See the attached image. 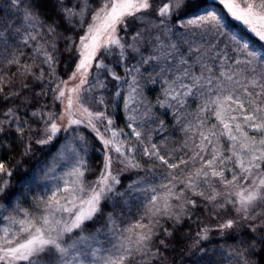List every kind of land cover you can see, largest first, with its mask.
<instances>
[{
    "label": "snow or ice",
    "instance_id": "1",
    "mask_svg": "<svg viewBox=\"0 0 264 264\" xmlns=\"http://www.w3.org/2000/svg\"><path fill=\"white\" fill-rule=\"evenodd\" d=\"M219 2L229 15L264 40V0ZM183 7L185 0L164 3L157 10L158 23L148 20L152 0H7L6 7L0 9V73L5 68L16 70L15 79L0 74V149L10 147L7 142L14 139L23 143L24 154L34 144H51L61 132L56 121L67 119L63 131L73 126L90 130L99 144L98 148L92 145V150L100 157L96 179L87 181L92 169L89 141L82 135L75 137L80 148L64 186L39 201L36 214L18 209L22 219L5 217L19 225V230L3 229L0 264H151L146 258H162L160 249L167 250L165 241L174 236L160 224L159 217H167L174 227L182 226L200 210L231 217L218 227L232 230L229 238L237 241L236 264H264V55L249 50L226 32L223 17L216 12L187 19L177 16L172 25L171 18ZM173 27L179 31L173 32ZM146 43L148 48L142 51ZM29 54L32 63H22ZM170 59L176 64L169 65ZM146 65L159 67L160 76L173 69L180 71L172 84L190 78L192 83H180L184 92L172 99L183 106L186 101L178 98L193 96L195 88L206 97L199 113L214 116L219 133L215 124L201 131L200 143L191 151H185L186 145L170 150L164 141L153 142L128 103L138 94L141 80L156 83L143 76L141 69ZM195 65L200 66L199 76L191 71ZM61 66L67 79L57 73ZM116 68H122L124 75ZM76 80L78 84L68 87ZM110 83L114 90L109 89ZM121 84H128L127 98ZM106 92L111 100H106ZM48 98L51 107L45 102ZM121 99L130 113L127 132L118 128L115 120V106ZM57 102L62 106L59 114L54 111ZM89 103L96 110H91ZM234 112L242 114L243 126ZM205 123L202 120L199 127L204 128ZM33 124H39L40 130ZM159 126L163 128V121ZM249 131L255 135L250 136ZM37 135L41 138L35 139ZM220 136L230 142L227 153L221 150ZM142 160L150 165L146 171L159 169L161 179L168 181L159 185L166 194L161 198L156 188L144 190L152 193L150 207L136 224L121 230L105 209L114 197H123L118 191L123 173L145 170ZM190 163H199V167L178 179L174 172ZM114 164L118 165L115 171ZM11 175L0 160V198L13 195L6 179ZM138 183L134 180L126 191H135ZM161 199L162 206H158ZM172 199L178 202L175 206L169 203ZM145 216L149 224L142 223ZM101 222L103 228L88 232L90 224ZM136 229L140 231L133 240L131 234ZM105 230L113 237L108 240L110 247H95L98 235ZM209 231L204 227L197 236L206 240Z\"/></svg>",
    "mask_w": 264,
    "mask_h": 264
},
{
    "label": "trees",
    "instance_id": "2",
    "mask_svg": "<svg viewBox=\"0 0 264 264\" xmlns=\"http://www.w3.org/2000/svg\"><path fill=\"white\" fill-rule=\"evenodd\" d=\"M168 0H152L153 10L150 17L157 14L159 7H162ZM7 5V0H0V9H4ZM98 6L94 4L93 7ZM219 11L224 13L226 16V23L231 32L235 33L240 43L246 44L247 47L256 52L258 49L264 50L261 45L260 39L251 34L239 23L234 22L232 19L227 17L225 8L213 0H185V7L180 12L172 17L173 22L176 21L177 16L189 17L195 14L208 12V11ZM63 31V29H60ZM229 31V32H230ZM82 34V33H81ZM123 35V33H121ZM147 45V43H146ZM144 46V51L148 46ZM62 47V42L61 45ZM22 51L28 52L27 49H21ZM148 54V51H145ZM261 55H264L261 54ZM39 63V60L36 61ZM108 62V61H106ZM22 63L31 64V54L27 59L22 58ZM135 63V61H133ZM145 74L144 77H150L156 80L153 84L149 80H143L141 88L144 96L147 100H142L141 113L137 116V122L142 124V131L149 133L152 136L153 142L159 144L160 141H164L167 148L170 150H180L182 146L186 145L185 151H191L195 145L200 143V132L205 131L208 127L213 124L216 125V131L219 133L220 125L216 121L215 117L209 118L210 114L205 112L199 113V106L202 104L206 97L200 96L196 89L193 90L194 95L189 96L191 100H185L186 102L181 106L177 99L167 98L164 92L165 82L163 81L164 76L158 75L160 72L159 67L143 66ZM141 69V71H142ZM15 68H5L2 73L6 74L8 78L15 79L14 73ZM116 71L123 76L124 72L122 68H116ZM57 73L63 78L67 77L64 75L63 66L57 69ZM173 71L170 73L172 77ZM131 83V81H129ZM121 87L125 89L122 95L128 91V84H121ZM109 89L114 90L113 84H109ZM16 90V89H13ZM39 90V89H37ZM107 100H111L110 92L104 93ZM202 98V100H200ZM182 100L181 98H178ZM46 103L51 107V100L48 98ZM124 100L121 99L115 106V120L116 125L120 129H127V111L123 108ZM170 105V106H169ZM88 107L95 110L96 108L88 104ZM54 111L58 114L61 112V105L57 102ZM141 116V117H140ZM2 118V117H0ZM204 120V128L199 127L201 121ZM163 121V128L159 126V122ZM37 131L40 130L39 124H33ZM187 129V131H185ZM80 134L89 141V160L88 163L92 166L91 173L86 176L87 181H93L96 179V173L98 172L97 164L100 161L99 155L92 150V145L99 147L94 135L90 130L81 127ZM78 133L77 129L73 131L70 128L68 132H61L51 144H34L31 151L24 154V145L18 139L10 140L7 143L10 145L8 148L0 149V160L5 166L12 172L11 177H6L9 180V191L13 193L11 196L0 198V208H3L4 215L12 217L23 218L22 212L18 209L28 210L30 213L36 214L37 205L39 201L47 199L52 194L50 183L48 182L49 172H52V168L56 164L57 154L60 144L63 139L70 135ZM131 135V134H130ZM41 136L37 135L35 139H40ZM219 143L222 145V151L227 153L229 149V141L225 136H220ZM209 153L211 152V146L208 148ZM187 159V156H185ZM145 170L134 171L131 174H124L122 176L121 185L119 189L126 187L128 182L136 177L144 179L150 184L151 188H156L158 193H165L166 190L160 188L159 185L162 183H168L167 180H162L160 177V170L157 169L154 173L152 171H146L150 168L149 164L144 163ZM199 167V163L189 164L187 168L182 170H176L174 174L178 179H184L190 171H194L195 168ZM48 184L50 186H48ZM179 188L180 185H177ZM150 188V189H151ZM199 190H205L203 188ZM149 193H151L149 191ZM152 194V193H151ZM190 195V193H189ZM141 191L137 193L135 198L131 197H119L109 202V207L105 209V213H111L119 226L128 227L132 226L140 220L142 215L150 207L148 198L145 197ZM130 198V200L126 199ZM199 203V198L192 197ZM162 204V203H160ZM228 216H218L216 213L200 210L196 211L192 215V219H186L182 226H173V222L168 220L167 217H159L160 224L164 228H168L172 231L173 238L165 242L168 243V249L163 248L160 251L163 253V257L159 260L152 257L146 258L151 264H236L233 253L237 250V241L229 238V234L232 230H220L219 228H212L210 226L216 224L220 219L227 218ZM155 219V218H154ZM144 224H149V217L145 216L142 221ZM99 223L95 224L98 225ZM94 225V226H95ZM93 225H89L91 227ZM177 227L179 231L177 232ZM204 227L210 229L208 233V239L201 240L197 236ZM160 239H163L161 234ZM154 243L158 246V241L154 240ZM155 251V249H153ZM146 264V262H142Z\"/></svg>",
    "mask_w": 264,
    "mask_h": 264
},
{
    "label": "rangeland",
    "instance_id": "3",
    "mask_svg": "<svg viewBox=\"0 0 264 264\" xmlns=\"http://www.w3.org/2000/svg\"><path fill=\"white\" fill-rule=\"evenodd\" d=\"M213 1H217L218 3H220L219 2V0H213ZM169 2V0L166 2V3H168ZM223 6V5H222ZM224 7V6H223ZM226 10V9H225ZM208 12H216V13H218L219 15H221L222 17H223V21H224V23H225V25H226V28H225V31L226 32H228L231 36H234L236 39H237V41H238V37L235 35V33H233V32H231L230 30H229V28H228V25H227V23H226V21H225V19H226V16H225V14L224 13H221V12H219V11H214V10H211V11H208ZM208 12H203V13H199V15H203V14H205V13H208ZM196 15H198V14H195V15H192V16H189V17H184L185 19H187V18H192V17H194V16H196ZM226 15H227V17H229L230 19H232L234 22H236V23H239L240 25H242L245 29H247L249 32H251V34H253L254 36H256L248 27H246L242 22H240V21H238V20H236V19H234L231 15H229L228 14V12H227V10H226ZM148 20H149V22L150 23H158V19H157V14L155 15V16H153V17H148ZM175 23H176V21H174L173 22V20H172V18H171V24L172 25H175ZM172 31L173 32H177V31H179V29H177V28H175V27H173L172 28ZM230 31V32H229ZM153 35H155V32H153ZM257 37V36H256ZM258 38V37H257ZM259 39V38H258ZM261 41V45L264 47V40H260ZM239 42V41H238ZM243 44V43H242ZM146 45V44H145ZM246 47H247V45L246 44H244ZM146 46H148V44L146 45ZM232 47L233 48H235L236 47V45L235 44H233L232 45ZM248 48V47H247ZM249 49V48H248ZM249 50H251V49H249ZM251 51H253V50H251ZM256 53H258V54H263L264 53V50H262L261 48L260 49H258V50H256ZM146 55V54H145ZM238 58H240V59H243V57L242 56H239ZM194 63V60H192V59H190L189 60V64H193ZM168 64L169 65H173V64H176V61L175 60H168ZM146 66H150V65H146ZM178 67H182V66H178ZM219 68H216L215 69V71L218 73L219 72ZM191 71H192V73L194 74V75H196V76H199L200 75V73H201V69H200V66L199 65H195L192 69H191ZM142 73L143 74H145V72H144V70L142 69ZM171 73V72H170ZM170 73H167L166 74V77H164V79H163V81L165 82V80H167L169 83H165V86H164V92H165V94H166V96H167V98H172V96L173 95H176V93H183L184 92V89L183 88H181V87H179V85H180V83H184V84H191L192 83V81H191V79L190 78H182V80H178V81H176L175 82V84H172L171 82L173 81V80H175V77L176 76H180L181 75V72L180 71H177L176 69H174V73H173V75H172V77H170ZM67 79V78H66ZM143 80H141V82H142ZM79 83V81L78 80H76V81H73V82H70L69 83V85H68V87H74L76 84H78ZM170 85H171V87H170ZM143 87V85H142V83H141V88ZM141 88L140 89H138L137 90V93L138 94H134L133 96H132V98L131 99H129V101H128V103H129V105H130V107L131 108H133V109H135V115L136 116H139L140 114L139 113H141V109H140V107H141V104H142V100H147L146 99V97L144 96V94H143V92H142V90H141ZM195 89V88H194ZM193 89V90H194ZM128 95H129V89H128V91H127V93L125 94V97L127 98L128 97ZM179 98H181L182 100H191L190 99V97L188 96V97H183V96H181V97H179ZM107 100V99H106ZM200 100H202V98L200 99ZM67 103V101H65V104ZM88 106V105H87ZM123 108L125 109V111H127V115L128 114H130L129 112H128V110L124 107V103H123ZM91 109V108H90ZM91 110H93V109H91ZM96 110V109H95ZM251 109H249V111H250ZM61 111H62V106H61ZM244 114H246V113H244ZM233 115H236L237 116V122H239L242 126H243V119H242V114H240L239 112H234L233 113ZM141 117V116H140ZM56 123L58 124V125H60V127H61V132H63V128H64V126L67 124V119H65L64 121H60V120H57L56 121ZM81 127H84V126H79L78 128H76V126H73V128H76L77 129V131H78V133H76L75 135H70V136H68L67 138H65V139H63V141H62V143L60 144V146H59V149H58V154H57V162H56V164L54 165V167L52 168V172L50 173L49 172V178H48V182L50 183V185L48 184V186H50L49 187V189L51 188V190H52V192L54 191V190H56L58 187H63L64 186V180H69L70 179V177L67 175V173H69L70 171H71V168H72V166H73V164H74V161H75V154H78V152H79V148H80V144H79V142L75 139V137L77 136V135H81L80 134V128ZM60 132V133H61ZM60 133H58V135L60 134ZM131 133H129V135H130ZM57 135V136H58ZM249 135L250 136H253V135H255V133H253V132H251V131H249ZM258 138V137H257ZM220 144V143H219ZM221 145V144H220ZM229 148H230V142H229ZM118 169V165H116V164H114L113 165V170L115 171V170H117ZM134 172V171H133ZM133 172H125V173H123L122 174V176L124 175V174H131V173H133ZM230 178V177H229ZM134 180H137V181H139V183L136 185V190L135 191H133V190H127L126 191V188H127V186L129 185V184H131ZM217 187H218V190H223V189H220L219 188V186L217 185ZM151 187H150V184L149 183H147L144 179H142V178H140V177H136V178H134V179H132V180H130L129 182H128V184L126 185V187L125 188H123V189H119V187H118V191L119 192H121V193H124V195H123V197H131V198H135V196H137V193H139V191H141L143 194H145L146 196L145 197H147L148 199V202H149V197L151 196V193H149V191H144V190H147V189H150ZM157 194V196L158 197H163L165 194H166V192L165 193H156ZM52 195V194H51ZM115 198L116 197H114L113 198V200H115ZM126 199H128V200H130V198H126ZM160 203H163V201H162V199L161 200H158L157 201V205L158 206H162V204H160ZM169 203H171L173 206H175L178 202L176 201V200H174V199H172V200H170L169 201ZM5 213L3 212V208L1 209L0 208V236H2L3 235V229L5 228V227H10L13 231H18L19 230V225H13V224H11V222L8 220V219H5V217H12V216H9V215H4ZM65 216H66V214H65ZM16 219H21V218H18V217H15ZM227 218H231L230 216H228ZM227 218H224V219H227ZM224 219H220L216 224H214V225H212V226H210V227H212V228H219L218 227V225L220 224V223H223V221H224ZM116 223H117V221H116ZM118 224V223H117ZM119 226V225H118ZM104 227V224H103V222H101V223H99L98 225H95V226H91V227H89L88 228V232H90V233H95L96 232V230L97 229H101V228H103ZM129 227H131V226H128V227H121V226H119V228L121 229V230H123V229H126V228H129ZM220 229V228H219ZM221 230V229H220ZM227 230V229H226ZM140 230L139 229H136V230H134V233L133 234H131V236H132V239L133 240H135V238H136V236H135V232H139ZM73 237L76 235L75 233H73V234H71ZM124 235H130L129 233H124ZM109 239H113V237H111V235L109 234V233H107V231L105 230L104 232H101L99 235H98V243H94V246L95 247H99V248H102V249H104V248H109L110 247V245L108 244V240ZM115 242V241H114ZM100 255H107V253L106 252H101L100 253Z\"/></svg>",
    "mask_w": 264,
    "mask_h": 264
}]
</instances>
